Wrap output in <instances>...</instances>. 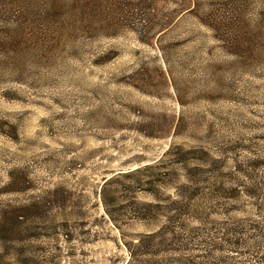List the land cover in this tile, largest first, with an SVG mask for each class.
<instances>
[{
  "label": "rangeland",
  "instance_id": "374dc122",
  "mask_svg": "<svg viewBox=\"0 0 264 264\" xmlns=\"http://www.w3.org/2000/svg\"><path fill=\"white\" fill-rule=\"evenodd\" d=\"M57 1L38 22L42 0L0 5L3 39L18 13L30 28L16 55L0 45V224L18 226L0 234V251L21 252L22 264H124V243L155 226L139 219L149 202L217 158L224 171L264 161V0H157L140 35L116 39L43 36L92 0ZM211 13L238 25L236 54L220 53L200 26ZM201 148L211 157L189 153ZM255 177L264 180V167Z\"/></svg>",
  "mask_w": 264,
  "mask_h": 264
},
{
  "label": "trees",
  "instance_id": "16d2710c",
  "mask_svg": "<svg viewBox=\"0 0 264 264\" xmlns=\"http://www.w3.org/2000/svg\"><path fill=\"white\" fill-rule=\"evenodd\" d=\"M122 1L114 0V4L110 5L105 1L92 0L85 8L75 6L67 9L52 28L42 35L76 32L85 33L89 38L98 35L115 39L131 33L140 35L146 26L141 15L145 8L152 9L157 0H135L134 4L118 12ZM42 2L45 5L39 11L37 22L48 15L52 6L60 8L57 0ZM0 5H3V0H0ZM197 12L198 7L195 5L187 8L188 16L194 17ZM97 13L103 17L97 16ZM199 16L200 26L218 44L217 50L223 55L236 54L231 49H238L241 43L238 25L233 19L215 13ZM23 18L20 13L14 16L10 28L2 31H10L6 40L0 36V45L10 48L13 55L18 53L30 29ZM163 37L164 34L158 39L162 52ZM140 40L144 42L142 38ZM15 45L18 46L13 48ZM203 48L201 46L198 49L199 56ZM104 57L108 61L113 55L106 53ZM199 64L201 73L214 81L220 80L219 77H213L211 65L203 67L202 62ZM177 134L175 131L174 135ZM199 150L198 156H195L197 150H190L189 153L195 159H205V155L211 157L208 149ZM219 162V158L213 160V167H202V174L198 178L177 184L174 195L146 205L139 219L155 226L145 233L137 234L135 242L124 243L128 251V259L124 264H264V180L255 177L257 170L264 167V161L228 165L229 171H224V164ZM148 168L138 167L133 171L140 173ZM130 173L127 176L132 175ZM188 183L194 186L189 187ZM149 184L154 188V182ZM237 211L244 216L235 218L234 213ZM158 222L161 224H155ZM11 231H18L15 218L11 225L0 224V234ZM4 246L0 241V247ZM5 253L0 251V264H22L21 252H15L14 255Z\"/></svg>",
  "mask_w": 264,
  "mask_h": 264
}]
</instances>
